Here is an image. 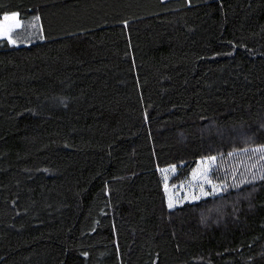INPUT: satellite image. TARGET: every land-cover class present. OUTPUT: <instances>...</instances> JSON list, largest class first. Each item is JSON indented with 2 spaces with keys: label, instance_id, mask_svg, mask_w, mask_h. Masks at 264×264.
<instances>
[{
  "label": "trees",
  "instance_id": "obj_1",
  "mask_svg": "<svg viewBox=\"0 0 264 264\" xmlns=\"http://www.w3.org/2000/svg\"><path fill=\"white\" fill-rule=\"evenodd\" d=\"M0 264H264V0H0ZM35 22L28 33V24ZM215 157L221 192L175 208Z\"/></svg>",
  "mask_w": 264,
  "mask_h": 264
},
{
  "label": "rangeland",
  "instance_id": "obj_2",
  "mask_svg": "<svg viewBox=\"0 0 264 264\" xmlns=\"http://www.w3.org/2000/svg\"><path fill=\"white\" fill-rule=\"evenodd\" d=\"M23 26L24 23L19 19L17 13L3 15L0 18V40L5 39L11 44H19L25 33ZM34 26V21L28 24V33L35 30ZM215 161V157L198 160L188 176L175 184H172L171 181L179 172L176 165L159 169L168 206L171 204V208H175L186 202H194L203 197L220 193L223 184L211 177Z\"/></svg>",
  "mask_w": 264,
  "mask_h": 264
},
{
  "label": "snow or ice",
  "instance_id": "obj_3",
  "mask_svg": "<svg viewBox=\"0 0 264 264\" xmlns=\"http://www.w3.org/2000/svg\"><path fill=\"white\" fill-rule=\"evenodd\" d=\"M6 19H7V18H6ZM169 207L171 208V207H172V205L170 204V205H169Z\"/></svg>",
  "mask_w": 264,
  "mask_h": 264
}]
</instances>
